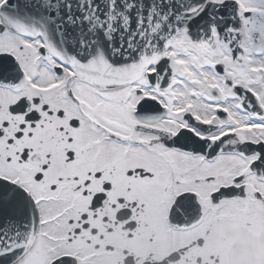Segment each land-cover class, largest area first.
Wrapping results in <instances>:
<instances>
[{
  "label": "snow or ice",
  "instance_id": "6c2138e0",
  "mask_svg": "<svg viewBox=\"0 0 264 264\" xmlns=\"http://www.w3.org/2000/svg\"><path fill=\"white\" fill-rule=\"evenodd\" d=\"M0 264H264V0H0Z\"/></svg>",
  "mask_w": 264,
  "mask_h": 264
}]
</instances>
